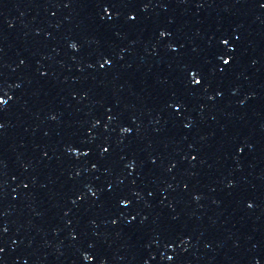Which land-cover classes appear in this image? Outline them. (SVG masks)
<instances>
[{
    "label": "snow or ice",
    "instance_id": "6c2138e0",
    "mask_svg": "<svg viewBox=\"0 0 264 264\" xmlns=\"http://www.w3.org/2000/svg\"><path fill=\"white\" fill-rule=\"evenodd\" d=\"M225 63H228V61L226 60Z\"/></svg>",
    "mask_w": 264,
    "mask_h": 264
}]
</instances>
